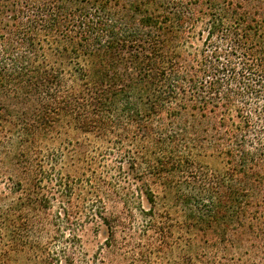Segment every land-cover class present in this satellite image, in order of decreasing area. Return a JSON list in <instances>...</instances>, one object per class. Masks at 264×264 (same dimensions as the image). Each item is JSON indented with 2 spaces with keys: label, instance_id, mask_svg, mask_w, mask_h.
Masks as SVG:
<instances>
[{
  "label": "trees",
  "instance_id": "1",
  "mask_svg": "<svg viewBox=\"0 0 264 264\" xmlns=\"http://www.w3.org/2000/svg\"><path fill=\"white\" fill-rule=\"evenodd\" d=\"M8 124L58 144L68 200L53 217L48 200L0 206V264H81L56 244L91 193L104 223L105 200L146 201L162 235L168 207L188 264L264 256V0H0Z\"/></svg>",
  "mask_w": 264,
  "mask_h": 264
},
{
  "label": "rangeland",
  "instance_id": "2",
  "mask_svg": "<svg viewBox=\"0 0 264 264\" xmlns=\"http://www.w3.org/2000/svg\"><path fill=\"white\" fill-rule=\"evenodd\" d=\"M11 130L14 131L9 124L0 130V206L12 205L19 198H23L24 203L48 200L52 207L49 212L51 217L62 213L63 203L67 204L68 199L61 198V188L56 181L63 161L58 144L40 140L36 145H22ZM104 160L109 164L117 162L107 154ZM29 184L31 195L23 192L25 188H30ZM91 194L84 203L85 210L70 208L67 211L70 218L62 214L61 239L56 244L58 250L64 246L74 250L81 264H188L189 236L185 231H176L173 218L167 214L168 207L159 204L155 208L162 216L166 231H169L162 235L159 229L156 233L151 228V213L146 212L152 207L146 201L124 205L119 197L105 200L114 215L109 217L108 223H104L93 214L102 210V199ZM77 203L81 207L80 201ZM23 212L21 220H33L32 214ZM113 228L115 233H112ZM51 235L55 236V233ZM254 256L256 259L249 264H264L261 250H257Z\"/></svg>",
  "mask_w": 264,
  "mask_h": 264
}]
</instances>
